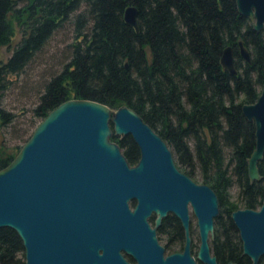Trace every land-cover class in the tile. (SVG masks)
I'll list each match as a JSON object with an SVG mask.
<instances>
[{"label":"trees","instance_id":"trees-1","mask_svg":"<svg viewBox=\"0 0 264 264\" xmlns=\"http://www.w3.org/2000/svg\"><path fill=\"white\" fill-rule=\"evenodd\" d=\"M17 1L0 0V47L11 41L13 23L23 28L20 42L0 67V94L4 73H19L52 32L83 6L73 19L69 59L44 85L33 117L40 122L67 100L131 109L165 142L176 168L193 182L197 171L200 184L215 193L218 214L208 244L216 263L250 264L241 255L229 217L236 205L228 200V190L237 187L242 209H257L264 198V155L257 163L261 179L250 183L246 159L254 147V126L240 110L255 102L264 84V33L254 32L238 15L234 0H24L16 8ZM127 7L136 10V31L122 20ZM238 42L248 51L249 63L239 57ZM226 47L231 48L235 75L219 63ZM12 121L0 109V127ZM30 134L25 129L21 143ZM109 141L129 166L136 163L138 149L129 136L111 135ZM20 147L0 146V170ZM169 230L175 238L162 247L170 252L182 243L179 223L171 215L156 234L163 237ZM23 263L20 239L0 228V264ZM258 264H264V256Z\"/></svg>","mask_w":264,"mask_h":264},{"label":"water","instance_id":"water-1","mask_svg":"<svg viewBox=\"0 0 264 264\" xmlns=\"http://www.w3.org/2000/svg\"><path fill=\"white\" fill-rule=\"evenodd\" d=\"M234 1L252 30L264 33V0ZM135 17L133 7L124 9L123 22L136 31ZM237 46L239 57L249 63L246 48L241 42ZM219 63L235 75L230 47L222 50ZM240 110L254 126L247 178L258 182L264 84L255 102ZM111 135L131 138L138 149L134 165L109 141ZM188 208L197 228L194 256ZM168 214L179 221L184 243L180 252L165 255L156 229ZM217 214L215 193L182 174L165 142L126 106L112 110L88 100L62 102L0 170V228L11 229L20 239L23 264H217L208 244ZM229 217L241 255L258 264L264 256V198L257 209H236Z\"/></svg>","mask_w":264,"mask_h":264},{"label":"rangeland","instance_id":"rangeland-1","mask_svg":"<svg viewBox=\"0 0 264 264\" xmlns=\"http://www.w3.org/2000/svg\"><path fill=\"white\" fill-rule=\"evenodd\" d=\"M24 4V0H18L16 8H20ZM83 9L84 7L81 6L78 11L70 16L68 21L62 23L58 29L52 32L44 45L34 52L19 73H4V89L0 94V109L11 114L13 121L7 126L0 127V146L11 148L22 146L21 141L26 138V135L21 136V134L25 129L28 134L32 133L39 123V120L33 117L32 110L37 105L38 97L43 92L44 85L50 78L58 74L68 61L69 46L75 35L73 19L76 13ZM12 27L13 37L11 41L0 47V67L6 63L22 38L23 28L15 23L12 24ZM195 174L194 182L200 184L198 172L196 171ZM228 200L236 205V209H242L241 199L235 185H232L228 190ZM189 233L192 251L196 252L198 237L195 220L192 216L190 217ZM156 237L159 245L163 246L165 238L161 235H156ZM177 247L175 246L172 250ZM170 252L165 250L164 254Z\"/></svg>","mask_w":264,"mask_h":264},{"label":"flooded vegetation","instance_id":"flooded-vegetation-1","mask_svg":"<svg viewBox=\"0 0 264 264\" xmlns=\"http://www.w3.org/2000/svg\"><path fill=\"white\" fill-rule=\"evenodd\" d=\"M248 20V19H247ZM249 21V20H248ZM249 23H250V25H251V22L249 21ZM260 31H262V30H260ZM260 31H258V32H260ZM255 32V31H254ZM263 32V31H262ZM168 215H171V214H168ZM167 215V216H168ZM172 216V215H171ZM193 217V215H192V213H191V211H190V209L188 208V217H189V225H190V217ZM166 218V217H165ZM175 218V217H174ZM194 218V217H193ZM176 219V218H175ZM153 220H154V217H153ZM163 220V219H162ZM177 220V219H176ZM194 220H195V218H194ZM177 222L179 223V221L177 220ZM150 225L152 226L153 225V222L152 223H150ZM160 225H161V223H160ZM195 225H196V222H195ZM179 227H180V230H181V234H182V243L180 244V245H177L178 247L176 248V249H174V250H172L170 253H176V252H180L181 250H182V247H183V243H184V236H183V231H182V229H181V226H180V223H179ZM159 228V227H158ZM157 228V229H158ZM156 229V230H157ZM197 229V228H196ZM157 235V234H156ZM164 238H165V242H168V241H172V239L173 238H175V235L169 230L164 236H163ZM198 237V236H197ZM157 238V237H156ZM178 238V237H177ZM189 239H190V252H191V255H195V253L196 252H194V254H192V246H191V237H190V233H189ZM180 242V241H179ZM179 244V243H178ZM197 248H198V246H197ZM197 250V249H196ZM165 251V250H164ZM170 253H167V254H170ZM166 254V255H167ZM211 255V254H210ZM125 258H127V257H125ZM127 260V259H126ZM128 261V260H127ZM129 262V261H128Z\"/></svg>","mask_w":264,"mask_h":264}]
</instances>
